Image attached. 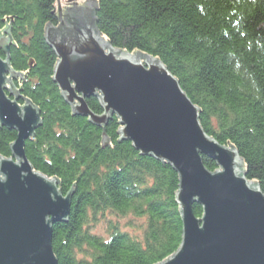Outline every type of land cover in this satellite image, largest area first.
I'll return each mask as SVG.
<instances>
[{"label":"trees","instance_id":"16d2710c","mask_svg":"<svg viewBox=\"0 0 264 264\" xmlns=\"http://www.w3.org/2000/svg\"><path fill=\"white\" fill-rule=\"evenodd\" d=\"M94 1L96 30L114 48L160 58L198 107L204 131L235 148L246 179L264 193V0ZM56 3L0 0V37L10 41L0 55L20 74L11 98L40 112L25 155L64 195L74 190L68 219L53 225L54 255L59 264H157L182 241L179 173L120 139L115 113L99 126L73 115L45 39L48 24L60 23ZM86 103L103 113L99 94ZM16 137L0 125V157H14ZM202 159L216 171V161ZM193 213L201 217L202 206L194 203Z\"/></svg>","mask_w":264,"mask_h":264},{"label":"water","instance_id":"95a60500","mask_svg":"<svg viewBox=\"0 0 264 264\" xmlns=\"http://www.w3.org/2000/svg\"><path fill=\"white\" fill-rule=\"evenodd\" d=\"M82 3L87 6L76 8L75 2L62 15L57 0L60 23L46 28L58 58L53 78L73 115L99 126L115 113L120 139L179 173L182 241L157 264H264V193L246 179L242 158L204 131L198 107L160 59L114 48L96 30V2ZM9 43L0 37L5 54ZM17 75L0 55V125L17 132L14 157H0V264H59L53 225L68 219L74 190L63 195L57 179L35 171L25 155V141L41 120L31 102L20 106L11 98L18 96L11 80ZM97 94L104 109L98 115L86 103ZM203 155L216 161L215 172L205 167ZM194 203L202 206L201 217L193 213Z\"/></svg>","mask_w":264,"mask_h":264},{"label":"bare ground","instance_id":"6f19581e","mask_svg":"<svg viewBox=\"0 0 264 264\" xmlns=\"http://www.w3.org/2000/svg\"><path fill=\"white\" fill-rule=\"evenodd\" d=\"M69 1H71L72 2V4L70 5V7L71 6H74V4H75V2L77 3L76 4V8H78L79 6L80 7H82V6H87V4L86 3H79L78 1L79 0H69ZM83 1H85V0H83ZM82 1V2H83ZM74 3V4H73ZM57 4V3H56ZM60 4H61V2H60ZM67 5L66 6H62V4H61V14L63 15V13H64V11L66 10V8L69 6V3H66ZM56 12H57V15L59 16V10H58V4H57V6H56ZM59 25V24H58ZM58 25H56L55 27H57ZM53 26V25H52ZM54 27V26H53ZM101 34V33H100ZM102 36V35H101ZM102 37H104V36H102ZM105 39H107L106 37H104ZM108 40V39H107ZM109 41V40H108ZM51 47V46H50ZM1 48V47H0ZM52 48V47H51ZM153 57V56H152ZM155 57V56H154ZM156 58H158V57H156ZM158 59H160V58H158ZM162 62V61H161ZM179 81V80H178ZM180 84V83H179ZM181 87V86H180ZM185 92V91H184ZM26 104V103H25ZM21 105H24V104H21ZM20 105V106H21ZM199 123H200V121H199ZM30 139V138H29ZM215 162V161H214ZM204 164V163H203ZM62 193V192H61ZM63 194V193H62ZM64 195V194H63ZM66 195V194H65ZM197 217V216H196ZM53 231V230H52ZM181 244V243H180ZM180 246V245H179ZM54 252V251H53Z\"/></svg>","mask_w":264,"mask_h":264},{"label":"flooded vegetation","instance_id":"af4514ba","mask_svg":"<svg viewBox=\"0 0 264 264\" xmlns=\"http://www.w3.org/2000/svg\"><path fill=\"white\" fill-rule=\"evenodd\" d=\"M66 1H68V0H66ZM88 2H89V1H88ZM68 3H69V6H68L67 9L64 11L65 14L67 13L68 10H71V8H73V6L70 7V5L72 4V2H71V1H68ZM73 4H74V3H73ZM90 4H92V3H90ZM64 13H63V14H64Z\"/></svg>","mask_w":264,"mask_h":264},{"label":"rangeland","instance_id":"374dc122","mask_svg":"<svg viewBox=\"0 0 264 264\" xmlns=\"http://www.w3.org/2000/svg\"><path fill=\"white\" fill-rule=\"evenodd\" d=\"M82 1H83V0H79L78 2L81 4ZM60 2H61V4H62V6H66V5H67L66 3H68V1H66V0H60Z\"/></svg>","mask_w":264,"mask_h":264}]
</instances>
